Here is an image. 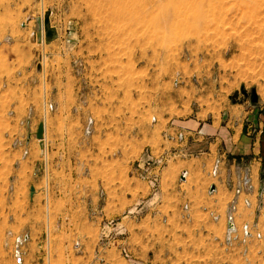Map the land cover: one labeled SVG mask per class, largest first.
Masks as SVG:
<instances>
[{"label":"rangeland","instance_id":"374dc122","mask_svg":"<svg viewBox=\"0 0 264 264\" xmlns=\"http://www.w3.org/2000/svg\"><path fill=\"white\" fill-rule=\"evenodd\" d=\"M243 104L264 110V0H0V264H33L38 236L45 264H264V157L234 191L216 158L159 193Z\"/></svg>","mask_w":264,"mask_h":264},{"label":"crops","instance_id":"0c3cea01","mask_svg":"<svg viewBox=\"0 0 264 264\" xmlns=\"http://www.w3.org/2000/svg\"><path fill=\"white\" fill-rule=\"evenodd\" d=\"M223 116L224 112L219 116H212V118L214 117L213 119L200 126L201 131H203L202 133L205 134L203 137L206 139V150L197 158L202 163L201 166L205 164L206 159L214 161L216 158H220V179L216 181L220 184V187L227 188L230 186L231 190L234 191L243 182V179L251 173L250 166H254L253 164L259 165L258 161L261 160V157H264V147H262V151L260 150V143L264 144V134L263 136L261 135L264 129V110L262 107L255 106L248 108L244 104L242 106L232 105L231 108H228L227 118L225 120L222 119ZM195 123L196 121L188 122L187 126L194 127ZM52 129L51 132H53ZM22 130V127L18 125L19 136L23 135ZM28 144L30 147V141ZM13 154L9 151V157H12ZM197 166L198 164L189 165L183 160L182 165L179 163L175 164L172 175L169 174L167 166L162 171L160 177V195H164L166 191L171 192L169 190H180L181 184L186 183L188 176H191L194 182L195 177L199 173L205 174L206 176L209 174L206 171V165L202 166V168H198ZM35 168L36 164H34L30 176L33 179H38L40 172L38 173V169ZM211 187H215L216 190V182L210 181L206 184L205 188L209 189ZM242 194L246 197L245 199H248L247 196L253 195V192L247 189L246 186L240 189V193L237 195V205ZM114 202L116 204V199ZM251 206L252 203L250 202V206L245 207L250 209ZM28 239L30 240L31 238L28 237ZM35 242L36 247L33 253H31V262L33 264H45L47 252L42 248V241L39 239V236Z\"/></svg>","mask_w":264,"mask_h":264},{"label":"built area","instance_id":"2783aa9c","mask_svg":"<svg viewBox=\"0 0 264 264\" xmlns=\"http://www.w3.org/2000/svg\"><path fill=\"white\" fill-rule=\"evenodd\" d=\"M178 139L179 141H183L184 140V136L182 133H179L178 135ZM142 162L144 164V162H146L147 164H150L151 162V156H143L142 157ZM218 168H217V164H215V166L212 168V175L216 176L218 174ZM152 170L151 169H148V168H145V173L147 175L151 174ZM144 174V173H142ZM149 179V184L151 187H155L156 186V182H157V175L156 174H151V176L148 177ZM245 203L247 205H249V202L245 201ZM237 228L233 222V217L232 216H228V228H227V234H226V241H232L233 239V236L235 235L236 233V236H238V233H237ZM240 231H241V235L242 237L244 236L245 238L247 237H251L252 236V232L249 228V226L247 224H244L241 228H240ZM261 234L260 233H257L256 234V237H260ZM19 244H20V239L17 240V248L15 250V256L17 258L18 261H21V252L19 250Z\"/></svg>","mask_w":264,"mask_h":264},{"label":"water","instance_id":"95a60500","mask_svg":"<svg viewBox=\"0 0 264 264\" xmlns=\"http://www.w3.org/2000/svg\"><path fill=\"white\" fill-rule=\"evenodd\" d=\"M36 24H37V32H36V39L37 41H40V22H41V18L36 17ZM49 24V18L48 15L45 16L44 18V25L46 27V36L50 37L52 35V30L48 27ZM43 133H44V125L43 123H40L37 130H36V137L38 139H42L43 137ZM211 190H214V187H211Z\"/></svg>","mask_w":264,"mask_h":264},{"label":"bare ground","instance_id":"6f19581e","mask_svg":"<svg viewBox=\"0 0 264 264\" xmlns=\"http://www.w3.org/2000/svg\"><path fill=\"white\" fill-rule=\"evenodd\" d=\"M41 17V28H40V42H44V38H45V31H46V27L44 26V24H43V15L42 16H40ZM35 36H36V34H35ZM42 139H43V137H42ZM42 139H40V140H42Z\"/></svg>","mask_w":264,"mask_h":264},{"label":"trees","instance_id":"16d2710c","mask_svg":"<svg viewBox=\"0 0 264 264\" xmlns=\"http://www.w3.org/2000/svg\"><path fill=\"white\" fill-rule=\"evenodd\" d=\"M264 134V133H263ZM263 136V135H262Z\"/></svg>","mask_w":264,"mask_h":264}]
</instances>
